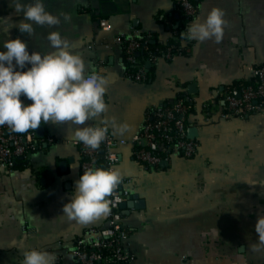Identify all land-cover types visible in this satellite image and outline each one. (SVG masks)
I'll list each match as a JSON object with an SVG mask.
<instances>
[{
	"label": "crops",
	"instance_id": "crops-1",
	"mask_svg": "<svg viewBox=\"0 0 264 264\" xmlns=\"http://www.w3.org/2000/svg\"><path fill=\"white\" fill-rule=\"evenodd\" d=\"M177 1L0 0V121L28 107L36 133L12 169L0 164V264H75V238L104 223L105 207L73 141L96 125L130 139L180 95L195 101L196 154L147 169L131 144L119 148L117 171L143 200L122 208L132 264H264V110L208 121L203 110L264 64V0H194L185 26ZM179 31L184 52L138 49L147 80L126 76L115 36L166 44ZM90 73L100 89L82 84Z\"/></svg>",
	"mask_w": 264,
	"mask_h": 264
},
{
	"label": "built area",
	"instance_id": "built-area-1",
	"mask_svg": "<svg viewBox=\"0 0 264 264\" xmlns=\"http://www.w3.org/2000/svg\"><path fill=\"white\" fill-rule=\"evenodd\" d=\"M176 6L191 20L197 11V6L191 0H178ZM115 41L123 45L127 61L136 70L133 76L128 72L126 76L137 81L144 80L143 66L134 55L136 50L145 48L141 41L122 35L115 36ZM170 50L168 46L162 54L171 57ZM149 55L156 57L152 53ZM82 84L90 85L95 90L101 86L93 73L87 74ZM194 103L193 98L180 95L173 101L155 106L146 112L140 130L130 139L115 138L107 126L96 125L87 136L73 141L81 155V179L96 184L105 207L104 223L75 238L70 250L75 264H132L134 254L125 245L128 230L120 207V203L131 196L129 184L132 178L117 171L119 148L131 144L132 158L147 169L168 164L174 155L193 156L198 150V142L188 136L187 118ZM203 110L206 121L214 113L221 118H242L262 112L264 64L255 66L251 82L227 86L217 101L205 102ZM19 112L25 119L24 131L20 130L22 123L19 118L11 122L8 119L0 121V164L9 170L14 167L18 157L31 150L36 140L32 111L28 107H21ZM51 140L48 137V141Z\"/></svg>",
	"mask_w": 264,
	"mask_h": 264
},
{
	"label": "trees",
	"instance_id": "trees-1",
	"mask_svg": "<svg viewBox=\"0 0 264 264\" xmlns=\"http://www.w3.org/2000/svg\"><path fill=\"white\" fill-rule=\"evenodd\" d=\"M195 5H196V2L194 1V0H191ZM178 2V1H177ZM178 10L180 11V13L181 14H179L180 16H179V20L181 21V23H183L184 24V26L189 22V21H191V19L189 18V17H186L184 14H183V12L178 8ZM167 18H170L169 16H167ZM169 20H174L173 19V17H171ZM176 32H178L177 30H176ZM175 32V33H176ZM181 36H182V33H181V31H179V33H177L176 34V36H173L171 39H170V41L168 42V43H166V44H161V43H151V42H149V41H147L146 40V38H145V40L144 39H142L141 40V43H142V45L145 47V48H142L143 49V53H142V55L144 56V57H146V55H148V54H153L154 56H158V55H161L165 50H166V48L168 47V46H170L171 47V50H170V55L172 56V55H174V54H176V53H182V52H184V48L181 46V43H180V39H181ZM183 37V36H182ZM143 57V58H144ZM141 61H140V63H142V66H143V63H144V61L145 60H143V59H140ZM126 64H127V72L129 73V74H131L132 76L134 75V73H135V69L129 64V62L126 60ZM144 75H145V72H144ZM145 80H147L146 79V76H145V78H144V80H141V81H145ZM252 80H250V81H246V82H238V83H236L237 84V86H239L240 84H243V83H249V82H251ZM30 109V108H29ZM8 116V121L9 122H11V121H13V120H15V119H17V118H19L20 119V121H21V127H20V130L21 131H24L25 130V128H24V126H23V123L25 122V119L22 117V115L20 114V112H19V110H16L15 112H12V113H8L7 114ZM4 117L3 116H1L0 117V120L1 119H3ZM35 147V145L34 146H32V148L31 149H33ZM99 159L101 158V156H99L98 157ZM16 161H17V159H16ZM15 166V165H14Z\"/></svg>",
	"mask_w": 264,
	"mask_h": 264
},
{
	"label": "water",
	"instance_id": "water-1",
	"mask_svg": "<svg viewBox=\"0 0 264 264\" xmlns=\"http://www.w3.org/2000/svg\"><path fill=\"white\" fill-rule=\"evenodd\" d=\"M36 132H37V135H41V132H42V126L41 125L36 126ZM193 134H195L194 129L188 128V136L192 137ZM162 165H164V163ZM127 206L128 207H141V206H143V200L139 199L136 194H133V195L129 196L125 201L120 203L121 208H126Z\"/></svg>",
	"mask_w": 264,
	"mask_h": 264
}]
</instances>
